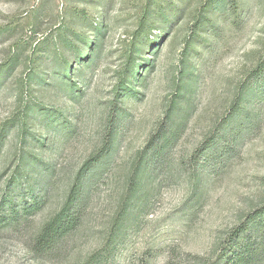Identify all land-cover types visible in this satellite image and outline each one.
<instances>
[{"label":"rangeland","instance_id":"1","mask_svg":"<svg viewBox=\"0 0 264 264\" xmlns=\"http://www.w3.org/2000/svg\"><path fill=\"white\" fill-rule=\"evenodd\" d=\"M210 1L0 0V128L12 124L26 98V78L38 69L51 76L43 87L30 83V92L41 104L63 111L55 122L67 118L75 125L69 141L43 154L55 170L48 204L0 228V264H214L232 229L264 209V84L255 85L256 71L264 64V0H237L235 11L228 4L225 11H215ZM201 14L209 21L202 30L196 26ZM96 28L105 30L100 56L94 65L82 67L79 59L89 57ZM64 37L67 45L61 42ZM139 38L148 39L136 57L143 81L122 97L127 98L121 105L125 115L113 161L93 178L80 227L49 253L39 254L35 235L66 200L84 161L103 146L111 102ZM188 41L196 78L185 98V125L165 151L163 168L146 169L152 196L118 239L115 259L87 263L90 254L102 249L130 163L166 121ZM57 54L71 61L74 72L85 71L84 78L74 74L68 81L76 88L72 91L53 81L60 69ZM243 93L249 96L243 117L254 112L259 122L229 149L208 153L196 185L192 154L217 134ZM18 141L11 125L0 153V198Z\"/></svg>","mask_w":264,"mask_h":264},{"label":"trees","instance_id":"2","mask_svg":"<svg viewBox=\"0 0 264 264\" xmlns=\"http://www.w3.org/2000/svg\"><path fill=\"white\" fill-rule=\"evenodd\" d=\"M236 3L237 0H211L210 7L215 11H225L228 4L235 11L237 9ZM164 18L166 19V16ZM206 19L207 17L201 14V20L196 26L198 27L199 25L202 27L200 28L201 30L204 29L209 23V21L207 23L204 22ZM96 31V39L88 47L91 50L89 57L79 59L83 63L82 67L94 65L100 56L102 50L101 38L105 30L96 28ZM195 35H198L199 38L203 36V34ZM147 40V38H139L138 42L141 44L138 46H136L137 42L134 44L133 50L135 53L130 56L131 64H127L125 67L122 74L123 77L118 85V93H116L115 99L111 102L102 148L84 161L75 176L73 187L66 200L62 203L59 210L44 222L39 232L35 235V249L39 251V254L49 253L62 241L63 237L76 231L82 224L86 215L87 204L90 203V189L93 187V178L101 170H107L117 152L119 124L121 118L125 115L122 112L123 108L121 105L127 99L123 100L122 97L129 91L136 92L135 86L143 81V78L136 71L141 64L137 62L136 57L144 51ZM61 42L67 45L65 37L61 38ZM70 45V47L75 48L76 52L79 51L74 43ZM186 45L187 47L184 49L180 59L181 68L176 84L175 100H172L170 108L165 114L166 121L138 152L136 159L130 163L122 192L108 221V233L102 242L103 246L101 249L103 256H100L101 250L98 249L90 254L87 258V263H98L107 259H115L118 239L123 231L131 228L129 226L134 220L136 209L148 205L152 196L149 195L152 188H149V183H145L146 180H144L146 179V169L150 168L151 165H155V170L158 171L163 168V162L164 165L166 163L165 151L173 145L174 140L179 137L182 127L185 125L184 108L187 102L185 98L191 91L196 78L195 68L190 66L192 65L190 57L194 49L189 41ZM55 60L60 69L55 72L54 83L56 85L61 84L64 89H70L71 91L76 89L68 81L72 79L74 74L83 75L84 78L85 71L78 68L74 72L75 68L71 61L64 57L63 54H57ZM147 64L145 65L146 69L147 66L152 65L151 62ZM36 71L33 76L26 78L27 85L24 88L26 98L22 101V106L18 108L19 110L15 112L12 124L6 123L0 128V153L11 125H14V129L19 135L16 160L0 198V228L8 223L21 221L23 218L35 214L48 204L52 196L51 179L55 170L49 162L43 161L45 159L43 154L52 150L57 143H60L61 147L74 134L73 128L75 125L68 121L67 118H64V122L61 124L57 123V121L55 122L57 115L63 116V111L60 108L54 109L52 106L41 104L30 92V83L35 82L34 85L37 87H43L47 83V77L51 76L49 73H45V76L39 74L40 69ZM262 79H264V64L256 71L257 82L255 85L259 86L258 82L263 85L264 81L262 83ZM64 84L66 85L65 87ZM35 89L33 88L32 92H35ZM248 94L251 95L252 92H248ZM248 94H240L238 104L220 124V130H217V134L213 135L208 141H204L192 154V160L195 162L192 177L196 185H199L202 180L205 168L204 163L207 160L208 153L215 154L220 150L229 149L231 143L249 135L253 125L259 122L260 114L257 115L254 112H248L243 117L244 112L248 111L247 109L245 110V105L248 106L249 103ZM36 121L38 124L35 126L34 123ZM31 125H34V127ZM41 129L43 130L40 131ZM48 140L50 142L49 145H47ZM142 189H145L144 194ZM259 230L264 232V209L250 214L249 217L232 229L227 237L228 240L226 242L224 240L222 251L214 264H263L264 234L261 235Z\"/></svg>","mask_w":264,"mask_h":264}]
</instances>
